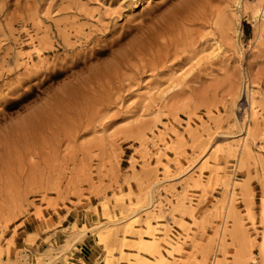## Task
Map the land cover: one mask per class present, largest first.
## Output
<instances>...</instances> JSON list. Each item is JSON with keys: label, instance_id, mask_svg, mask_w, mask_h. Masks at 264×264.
Here are the masks:
<instances>
[{"label": "rangeland", "instance_id": "374dc122", "mask_svg": "<svg viewBox=\"0 0 264 264\" xmlns=\"http://www.w3.org/2000/svg\"><path fill=\"white\" fill-rule=\"evenodd\" d=\"M262 201L264 0H0V264H264Z\"/></svg>", "mask_w": 264, "mask_h": 264}, {"label": "bare ground", "instance_id": "6f19581e", "mask_svg": "<svg viewBox=\"0 0 264 264\" xmlns=\"http://www.w3.org/2000/svg\"><path fill=\"white\" fill-rule=\"evenodd\" d=\"M63 92H64V94H61V95H59L58 97H55V101H60V102H62L63 100H64V97H65V99H67L68 101H70V100H74L75 98H76V96H77V94L76 93H74L73 92V90H70V87L69 88H66V89H63ZM253 103V102H252ZM24 106L25 105H23L20 109H23L24 108ZM59 107V106H58ZM51 108L52 107H50V110H51ZM34 116L35 115H33V117L32 118H30L28 121H27V123L25 122V125H24V127H26V126H31V125H33L34 123H36L35 122V118H34ZM243 140H244V138H243ZM242 141V140H241ZM246 142L247 141H245V142H243L242 144H245L246 145ZM245 145H244V148H245ZM159 147V146H158ZM245 149H247V150H250V147L248 146V148L246 147ZM244 149V150H245ZM252 149H253V147H252ZM245 152H246V150H245ZM250 152V151H249ZM252 152V151H251ZM250 152V153H251ZM204 161V160H203ZM210 161V160H209ZM201 162V161H200ZM194 165V164H193ZM192 165V166H193ZM205 165H206V163H205ZM202 166H204L203 164H202ZM206 166H208V165H206ZM205 167V166H204ZM206 168V167H205ZM190 169V168H189ZM194 169V168H193ZM202 169H204V168H202ZM201 169V170H202ZM201 170H199V171H201ZM189 172V170H185L184 172ZM201 173H203L202 171H201ZM200 173V174H201ZM199 174V175H200ZM201 177V176H200ZM194 178V177H193ZM141 208V207H140ZM140 208L138 209V210H135V212L131 215V213H130V217H129V223H128V225H129V227H130V229L131 228H135V225H134V223L138 220V213H139V211H140ZM141 212V211H140ZM262 216H263V220H264V201H262ZM140 217V216H139ZM263 222V221H262ZM112 224H116L117 223V221H112L111 222ZM147 226H146V230H151L150 231V233H151V235L150 236H153V235H155V231L157 230V228H155L156 226H154V224H152L151 223V221H148L147 223ZM127 225V224H126ZM101 226H103V227H107V224L106 223H103V224H101ZM133 228V229H134ZM129 231V230H128ZM131 231V230H130ZM264 231V230H263ZM169 237V236H168ZM262 237H263V241H264V232H263V235H262ZM158 238V237H157ZM157 238H152V237H150V239H144V237L141 235V237H140V240L142 241L141 243L142 244H147V243H155V244H160V242L159 241H157ZM156 242H159V243H156ZM169 245H171V244H169ZM174 247V246H173ZM176 247V246H175ZM170 252L169 253H171V255H172V251L171 250H169ZM124 252H126L125 250H122V253H124ZM167 252H168V250H167ZM160 257L163 259V257L165 258H168L167 256H165L164 254H162L161 252H160ZM167 255V254H166ZM169 255V254H168ZM170 257V256H169ZM110 260H111V258H109V256H106L105 257V264H111L110 263Z\"/></svg>", "mask_w": 264, "mask_h": 264}]
</instances>
